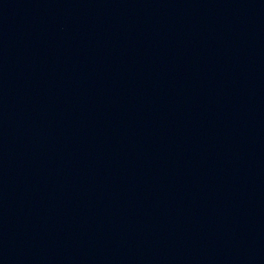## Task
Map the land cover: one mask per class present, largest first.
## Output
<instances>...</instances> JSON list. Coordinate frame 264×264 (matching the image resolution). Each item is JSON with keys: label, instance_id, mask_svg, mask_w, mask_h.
<instances>
[{"label": "water", "instance_id": "1", "mask_svg": "<svg viewBox=\"0 0 264 264\" xmlns=\"http://www.w3.org/2000/svg\"><path fill=\"white\" fill-rule=\"evenodd\" d=\"M0 264H264V0H0Z\"/></svg>", "mask_w": 264, "mask_h": 264}]
</instances>
